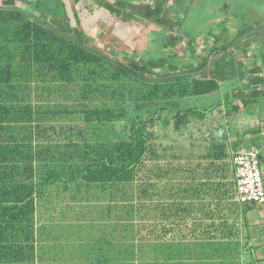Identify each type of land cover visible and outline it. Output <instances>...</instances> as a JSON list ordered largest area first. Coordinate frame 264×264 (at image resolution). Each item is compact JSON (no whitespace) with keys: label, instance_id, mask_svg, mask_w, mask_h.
<instances>
[{"label":"trees","instance_id":"1","mask_svg":"<svg viewBox=\"0 0 264 264\" xmlns=\"http://www.w3.org/2000/svg\"><path fill=\"white\" fill-rule=\"evenodd\" d=\"M101 1L114 18L175 26L158 7ZM80 21L71 0H0V264H176L142 259L180 237L175 211L151 202L166 151L175 156L156 126L206 115L180 100L219 88L198 72L235 42L195 63H171L177 52L117 60Z\"/></svg>","mask_w":264,"mask_h":264},{"label":"crops","instance_id":"2","mask_svg":"<svg viewBox=\"0 0 264 264\" xmlns=\"http://www.w3.org/2000/svg\"><path fill=\"white\" fill-rule=\"evenodd\" d=\"M230 24L236 30L235 45L216 56L208 54L213 59L198 72L217 75L219 88L180 100L181 110L194 107L207 113L178 129L168 126L175 139L160 143L173 145L175 156L166 151L160 194L151 200L175 211L178 248L211 254L195 264H264V204L236 199L233 164L235 153L257 147L264 176V15L242 27ZM217 61L224 62L222 68L220 62L213 66ZM196 98L201 107L188 103Z\"/></svg>","mask_w":264,"mask_h":264},{"label":"rangeland","instance_id":"3","mask_svg":"<svg viewBox=\"0 0 264 264\" xmlns=\"http://www.w3.org/2000/svg\"><path fill=\"white\" fill-rule=\"evenodd\" d=\"M71 1L81 20L79 26L86 34L94 38L95 45H98L106 53H114L117 60L133 57L144 62L177 52L179 57L171 58V63H195L200 52L206 51L205 49L215 50L231 43L230 41L234 42L236 30L229 23L232 22L236 26L241 25L242 27L247 21L264 15V0H130L145 6L158 7L163 14L167 12L171 14V19L175 24L171 29L172 27L163 28L141 16L131 17L127 21L119 17L114 18L107 14L101 5L96 4L97 1L102 2L101 0ZM16 4L27 6L20 1H17ZM27 8L31 10L30 7L27 6ZM73 24L74 26L78 25L76 22ZM191 44L194 49L189 47ZM222 52L224 50L219 53ZM194 54L196 55L194 56ZM228 56L224 57L225 61ZM219 62L221 63L220 68H222L223 61H217L213 66ZM118 66L121 67V65ZM196 100L199 98H196L195 101L190 99L188 103L192 101L197 104V107H201L202 101ZM167 114L168 112H163L162 116L165 117ZM168 117L172 118V115L168 114ZM156 130L159 142L175 139L176 134L168 126H164L163 120L159 121ZM114 242L119 245L118 242L121 240L116 239ZM151 248L153 253L149 251L150 249H145L142 255L143 260L183 264L193 263L199 259H210L211 255L196 252L191 247L184 250L176 248L171 251L167 248L166 243L162 244L161 248L156 245ZM130 258L128 257L127 260ZM67 260L68 258H58L59 264H63ZM49 262L55 264L56 260L50 258Z\"/></svg>","mask_w":264,"mask_h":264},{"label":"built area","instance_id":"4","mask_svg":"<svg viewBox=\"0 0 264 264\" xmlns=\"http://www.w3.org/2000/svg\"><path fill=\"white\" fill-rule=\"evenodd\" d=\"M236 199L241 203L264 204V176L260 167V150L251 147L234 154Z\"/></svg>","mask_w":264,"mask_h":264}]
</instances>
